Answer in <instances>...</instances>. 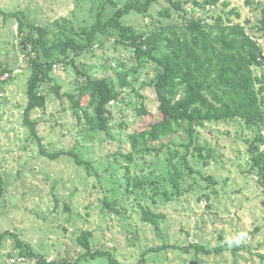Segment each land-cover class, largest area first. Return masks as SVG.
<instances>
[{
	"label": "rangeland",
	"instance_id": "obj_1",
	"mask_svg": "<svg viewBox=\"0 0 264 264\" xmlns=\"http://www.w3.org/2000/svg\"><path fill=\"white\" fill-rule=\"evenodd\" d=\"M104 1L0 0V8L7 13L19 11L27 22L45 27L50 41L59 31V21L66 20L69 34L71 28L79 31L93 20V4L100 8ZM227 1L226 10L237 8L240 20L264 48V35L256 28L264 0ZM184 6L189 8L188 3ZM107 8V14L113 10L111 4ZM124 21L142 26L149 19L131 13ZM17 29L15 17L0 15V264H37L35 259L20 256L25 243L50 262L110 264L106 256H82L77 237L85 229L92 232L91 250L107 251L124 264H140L145 250L162 244L176 248L147 252L141 264H263L258 254L264 256V195L250 172L252 162L239 138L242 131V136L250 133L242 124L226 121L198 130L199 144L211 149L208 165L189 156L194 172L183 169L179 188L185 191L168 199L163 188L172 194L177 189L168 181L167 148L135 154L128 138L158 117L151 86L155 68L147 65L133 82L135 89L122 91L126 101L110 105L106 134L92 129L84 113L78 111V117L72 108L68 93L76 94L84 78L70 65H57L54 80L39 89L46 96L45 107L31 112L37 121L36 140L23 123L31 70L20 49ZM79 36L78 40H83ZM99 38L101 42L77 57L76 64L87 74L108 76L116 82L117 73L136 62L129 48H114L118 40L115 30L109 29ZM254 73L264 76V67L257 66ZM53 85L59 87L60 95L55 94ZM82 94L81 106L90 114L84 87ZM139 102L150 112L145 117L137 111ZM169 138L149 146L158 148L168 140L186 142L182 134ZM40 145L47 152L71 150L90 165H78L70 156L45 157L39 153ZM260 148L264 149V143ZM179 161L180 157L174 160L182 168ZM148 206L165 216L158 230L139 215V209ZM243 232L251 234L241 236ZM18 239L22 247L16 243ZM196 246L203 251H196ZM11 258L16 262L11 263Z\"/></svg>",
	"mask_w": 264,
	"mask_h": 264
},
{
	"label": "trees",
	"instance_id": "obj_2",
	"mask_svg": "<svg viewBox=\"0 0 264 264\" xmlns=\"http://www.w3.org/2000/svg\"><path fill=\"white\" fill-rule=\"evenodd\" d=\"M186 3L189 8L184 6ZM108 4L113 6V10L107 14ZM229 5L227 0H121L119 3L106 0L101 3L100 8L93 4L90 9L93 20L79 31L71 28L69 34L66 20L59 21V31L53 34L50 41L46 40L45 27L27 22L19 11L7 13L0 8V15L4 18L12 16L17 19L20 49L31 70L27 79V104L23 111V123L30 136L39 140L37 121L31 118V112L45 107L46 96L39 89L42 84H49L54 80L53 71L57 65H70L75 68L77 75L84 78V82L76 87V94L68 93L72 108L78 117V111L84 113L92 129L106 134L112 115L110 105L124 100L122 91L126 88L134 90L133 82L138 81L147 65H151L155 68L151 86L157 101L158 117L156 120L150 119L145 126L142 124L128 138L132 153L135 154L167 148L166 160L170 164L168 181L177 190L172 194L167 188H163L165 197L172 199L185 191L179 188L183 169H187L189 173L194 172L189 156L194 159L197 157L203 165H208L211 149L199 144L198 130L208 124L226 121H236L250 132L249 135L242 136V131L239 138L252 162L250 172L262 186L264 195V149L260 148L264 143V76L254 73L257 66L264 67V48L258 42V37L240 20L238 9L232 7L226 10ZM195 11H199V14ZM131 13L148 18L149 22L142 26L126 23L124 18ZM261 14L256 28L264 35V8ZM109 29L118 33L114 48H129L131 58L136 62V66L120 70L116 75V82L108 76L94 77L87 74L76 64L77 57L92 49L96 42H101L99 36ZM78 36L83 40L79 41ZM52 87L55 94L60 95L59 87ZM82 87L87 89L90 114L81 106ZM137 111L143 117L150 113L142 103ZM176 134L184 135L186 142L173 144L168 140L158 148L149 146V143L170 139ZM180 148H184L183 154H180ZM39 153L51 159L70 156L78 165H90L89 161L71 150L47 152L40 145ZM179 157L182 168L177 167L174 162ZM2 192L3 180L0 174V198ZM105 204L108 206L110 203L105 201ZM139 215L157 230L160 220L165 217L160 210L149 206L141 207ZM249 234L251 233L243 232L241 236ZM91 237L89 229L83 230L77 237V243L84 250L83 257L106 256L110 264H124L107 251L91 250ZM16 243L22 247L21 240L18 239ZM169 246L176 248L172 244L150 247L142 253L139 263L144 262L147 252H157ZM203 249L196 246V251ZM22 255L30 260L35 259L37 264H59L47 261L46 257L35 253L26 243L24 251L20 252V256ZM258 256L264 264V256Z\"/></svg>",
	"mask_w": 264,
	"mask_h": 264
},
{
	"label": "built area",
	"instance_id": "obj_3",
	"mask_svg": "<svg viewBox=\"0 0 264 264\" xmlns=\"http://www.w3.org/2000/svg\"><path fill=\"white\" fill-rule=\"evenodd\" d=\"M15 262H16L15 259L11 258V263H15Z\"/></svg>",
	"mask_w": 264,
	"mask_h": 264
}]
</instances>
